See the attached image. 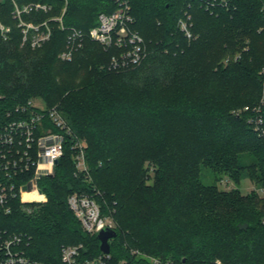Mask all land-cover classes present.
<instances>
[{"label":"trees","instance_id":"trees-1","mask_svg":"<svg viewBox=\"0 0 264 264\" xmlns=\"http://www.w3.org/2000/svg\"><path fill=\"white\" fill-rule=\"evenodd\" d=\"M32 3L50 9L23 12L19 19L16 6ZM129 3L132 28L144 38L147 57L128 69H110L119 51L105 50L87 35L74 61L63 64V82L56 87L49 67L68 32L87 34L101 13L114 12L118 4L68 0L63 13L64 0L0 1V22L10 29L5 40L0 30V112L43 97L46 107H57L73 134L86 141L88 167L87 172L78 171L77 150L68 136L55 176L40 181L47 202L31 204L28 213L14 201L11 213L0 212V234L26 235L27 255L47 263H59L68 244L83 243L89 256L99 255L97 235L84 232L68 205V197L77 193L94 197L102 214L116 220L118 236L110 241L115 264H151L148 257L173 264H264L260 200L216 185L228 176L235 182L252 177L264 186V125L260 135L251 120L223 110L230 99L218 100V90L226 93L235 84L257 81L247 67L254 41L264 38V0H227V6L211 7L206 0ZM186 12L199 36L191 41L178 26ZM21 20L36 25L47 21L49 40L34 50V31L28 30L24 42ZM227 47L240 51L239 60L230 64L231 73L216 64L218 50ZM34 57L30 70L21 68ZM42 62L45 70L38 65ZM84 69L76 87V75ZM42 77L43 89L35 83ZM199 88L209 94L200 96ZM253 90L260 95L258 84ZM203 169L210 171L213 184L204 182ZM151 171L155 180L147 184Z\"/></svg>","mask_w":264,"mask_h":264},{"label":"built area","instance_id":"built-area-1","mask_svg":"<svg viewBox=\"0 0 264 264\" xmlns=\"http://www.w3.org/2000/svg\"><path fill=\"white\" fill-rule=\"evenodd\" d=\"M65 1V0H64ZM117 9L110 13H101L98 24L91 28L88 36L100 43L105 50L112 48L119 52L111 59L109 68L113 70L128 69L140 64L148 55L144 38L132 26L135 22L131 13L129 0H115ZM211 6H227V0H206ZM50 7L43 4H29L22 9L16 6V16L21 19L23 12L33 10L48 11ZM62 18L58 20L61 22ZM24 24V23H23ZM191 14L186 12L178 21L180 31L187 39L195 40L192 32ZM26 26V25H25ZM41 26L45 30L40 31ZM41 26L27 25L24 30L25 40L28 30L42 36L32 40L37 47L49 40L51 30L44 22ZM0 30L7 34L10 29L0 23ZM42 32V33H41ZM85 33L71 29L68 35V46L63 53L64 60H72L75 52L82 46ZM1 97V96H0ZM264 125V118L260 119ZM264 132V129H263ZM68 136L73 137V149L77 150L75 161L79 172H87L85 158L87 143L78 139L66 119L57 107H41L33 100L19 105L15 110L0 112V212H12L14 201L30 213L31 204H43L46 193L40 186L44 178L54 177L57 166L64 155ZM68 205L73 211L85 233L97 235L105 228L115 229L110 216L102 214L101 206L94 197L84 194H71ZM29 239L24 234H0V264H56L36 260L26 253ZM138 253V252H137ZM151 264H173L159 258L149 257ZM57 264H115L111 252H101L89 256L83 243L64 245L61 249L60 262Z\"/></svg>","mask_w":264,"mask_h":264},{"label":"rangeland","instance_id":"rangeland-1","mask_svg":"<svg viewBox=\"0 0 264 264\" xmlns=\"http://www.w3.org/2000/svg\"><path fill=\"white\" fill-rule=\"evenodd\" d=\"M0 1H2V0H0ZM67 5H68V0H65L63 13L65 12ZM153 14H155V13H153ZM25 25L26 26L27 25L41 26V25H36L34 23H25L21 20L20 26H25ZM23 33H24V31H23ZM39 33L36 34V32L34 31L33 35L31 36V46H32V40L33 39H35L36 37L42 36ZM1 34L5 40L7 38V34H3L2 32H1ZM87 34H85L84 38H86ZM68 35H69V32L67 34L66 44L63 46L62 51H60L57 54L55 64L53 63V65H52V63H51V67H49V70L52 73V76L50 78H51V80L55 81L56 87L60 86V84H62V82H63V78L59 77V73L62 71L63 64L67 63V62H73L74 61L73 59L72 60H64L63 59V53L68 46V44H67L68 43ZM27 38H28V36H27ZM26 40H25V36H24L23 41L25 42ZM46 41H48V40H46ZM245 42H246V46H248V44H250L249 39H246ZM44 43H42L40 46H37V47L32 46V47L35 50L36 48L42 47V45ZM95 43L98 44V42H96V41H95ZM254 43L256 45V49H255L253 61L251 63V66H249L247 68H249V72L250 73L252 72L253 76L257 79V81L256 80H253V81L248 80V81L243 82V83L235 84L232 91H228L226 93L223 91H222L223 92L222 93L218 90V100H220L219 102H224L225 100L230 99L229 103L224 102L225 104H227V106L225 108H223V110H232L233 116L240 115L242 117V119L247 118L249 121L251 120L255 124V131L260 133L262 131L260 129L261 128L260 127V119L262 118V112L264 109V38L263 39L260 38L258 40L256 39L254 41ZM84 45H85V41L83 40L82 46L77 51L83 50ZM98 45H100V44H98ZM246 49H248V47H245V50ZM36 52H38V51H36ZM42 53H45V52H42ZM239 53H240V51H238L237 48H234V47H230V48L227 47L224 50H220V51L218 50V56L216 57V60H218V63L216 61V64H218V69L225 70L226 73H231L232 71H234V64L233 65H230V64L237 62L239 60V58H240ZM34 54H36V53H34ZM34 59H36V57L32 58L29 63L27 61L24 64H22L21 68L30 70L31 67L34 65V63H33ZM43 62L38 64V65L40 68H43L45 70L46 65L44 64L45 62L44 63ZM52 66H53V68H52ZM85 74H86L85 69L81 70L77 73V75H76L77 78L74 80L76 82L75 83L76 87L84 79ZM39 79L40 80H37L39 82H35V83H37V84L39 83L40 85H42V89H43L45 87L46 79L43 77L39 78ZM257 84L260 87V95L255 96L256 94H255L253 89H254V85H257ZM199 90H201V91H199ZM199 90L198 91L200 93V96H202V97L207 96L209 94V92L208 93L203 92L202 91L203 88H199ZM52 95H54V94H52ZM54 97H55V95H54ZM33 101L35 104H37L41 107H46V104H45V101L43 100V97L34 96ZM236 102L238 103L237 106H236ZM52 104H56L55 101H53ZM249 105H252L253 109L250 110L248 107ZM228 108H230V109H228ZM262 134H263V132L260 133V135H262ZM132 159L135 162L137 160V155L132 157ZM245 161H249V159H245ZM146 163L144 165V174H145V170L147 168ZM202 173H203L202 174L203 180L205 183L213 184L215 182L213 176L210 174V171L203 169ZM154 180H155V172L151 171L147 176V184H152L154 182ZM216 185L218 186L219 190H221V191L229 192V191L239 190L240 195H242V196H245V197L246 196H252V195L257 196L258 199L260 200V204L258 207L264 211V186L257 183V181L255 179H253L252 177H246L244 179L242 178L241 180H238L235 182V180H231L230 177L223 176L221 178V180L216 183ZM45 202H47V199ZM132 204L136 208L138 207V203L136 201H133ZM110 217L113 221V224L115 226H117L116 220H114V218L112 216H110ZM144 254L149 255L146 253H144ZM120 264H126V262H121ZM218 264H221V262L218 261Z\"/></svg>","mask_w":264,"mask_h":264},{"label":"water","instance_id":"water-1","mask_svg":"<svg viewBox=\"0 0 264 264\" xmlns=\"http://www.w3.org/2000/svg\"><path fill=\"white\" fill-rule=\"evenodd\" d=\"M262 116L264 118V109L262 112ZM117 236H118V231L116 229L105 228V229L101 230L97 234V238L100 241V251L105 253V254H109L111 252L110 241L112 239L117 238Z\"/></svg>","mask_w":264,"mask_h":264}]
</instances>
